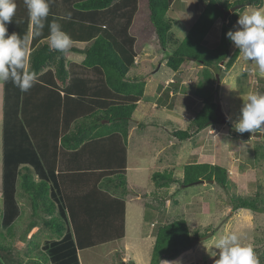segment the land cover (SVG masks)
<instances>
[{
    "label": "trees",
    "instance_id": "trees-1",
    "mask_svg": "<svg viewBox=\"0 0 264 264\" xmlns=\"http://www.w3.org/2000/svg\"><path fill=\"white\" fill-rule=\"evenodd\" d=\"M174 1L49 0L50 13L40 36L34 35L33 26L28 69L35 72L37 80L29 91L23 92L21 104L19 100L15 104L10 102V114L8 105H5V204L10 218L14 217L16 209H11V206L16 200V185L19 183L29 196L33 213L43 215L44 226L61 237L66 230L63 218L68 217L73 234L69 233L67 237L69 245H56L52 254L37 249L38 243L32 242L31 238L29 242L34 246L28 248L25 255L32 262L26 264H78L77 247L83 249L94 245L96 232L104 227L119 232L118 237H124L125 201L114 197L110 189L114 186L128 191L126 142L130 119L144 94L145 86L138 77L129 79L127 73L133 66L135 57L153 37L166 48L170 41L169 31L173 27L167 12ZM247 2L256 6L263 5V0H204V12L178 48L167 58L166 65L177 70L188 60L207 68H220V63H225V69L229 70L240 54L239 49L230 52L232 41L226 35L228 31H232L234 21L223 22L220 41L214 48L204 46L202 39L215 19L223 17L225 10L236 4L245 5ZM15 3L14 17L29 19L24 0H15ZM53 22L58 23L71 36L73 42L91 41L90 45L85 48L72 45L63 54L50 51L49 24ZM72 52L84 54L85 57L81 62H70L68 55ZM52 64H55L54 68L51 67ZM212 80L211 74L206 72L204 82L198 84L199 88L195 93L201 99L202 107L192 118L191 125L195 129L192 132L188 129L175 130L173 133L178 140L193 137L195 133L210 126L211 120L214 121L213 124L219 121L216 115L218 101L214 99L213 89L209 84ZM9 84L10 81L6 86ZM37 86L56 90L57 101L60 100V90L63 92L62 132L61 136H57L59 146H55L48 139L45 120L28 119L27 109L32 108L31 96L33 89H38ZM82 102L92 108L93 112L96 111L95 120H78L75 129H72L74 120H69L74 118L70 113L71 106ZM113 140L116 143H110ZM88 143H93L102 155L97 159L95 167L89 169L85 165H68L65 171L59 170L63 153L73 152L75 158L83 157L88 152ZM29 165L40 180L33 176ZM57 170L59 171L56 174ZM229 175L227 168L222 165L190 162L184 165L182 184L188 186L213 180L222 187H227ZM151 177L157 187L154 195L163 201L167 195L159 189L176 182V177L172 171L166 170L154 172ZM54 187L62 196L63 203L60 206L51 198L57 195L53 192ZM146 195L147 193L144 194ZM262 195H234L231 198L232 211L249 209L264 212ZM119 213L121 215L117 216ZM34 226L35 221L28 228ZM11 231L9 229L8 233L14 238ZM72 235L77 247L72 241ZM196 237L197 234L192 235L184 218L160 225L150 264H171L177 261ZM12 248L13 239L10 238L7 243L5 236L0 233V264L24 263L20 257H13ZM9 254L10 263L7 262ZM52 260L54 263H51ZM259 264H264V249L259 255Z\"/></svg>",
    "mask_w": 264,
    "mask_h": 264
},
{
    "label": "rangeland",
    "instance_id": "rangeland-1",
    "mask_svg": "<svg viewBox=\"0 0 264 264\" xmlns=\"http://www.w3.org/2000/svg\"><path fill=\"white\" fill-rule=\"evenodd\" d=\"M199 1L203 5L197 19L201 17L206 7L204 0ZM177 5L180 6V0H176L170 15L167 14L171 18L173 27L169 31L170 41L166 48L161 46L156 37H153L142 49L143 54L152 52L157 56L155 63L146 62L145 68L143 67L141 71L135 69L137 67H132L127 73L129 79L133 80L138 77L142 80L145 85L144 90L148 83L146 87L148 92H152V87L156 84L157 79H159L158 85L161 90L167 79L162 76L167 73V76L175 81L170 80L166 90L161 92L160 100H163L167 95L166 103H169V107L181 109L182 112L178 114L179 116L176 115L175 120L172 121L170 119L163 120V114L155 115L153 118L151 115L136 112L132 123L130 121L132 133H130L128 141V192L126 193L134 199L140 196L135 201L129 199L130 204L138 208L132 209L130 215L128 213L129 226L126 241L137 245V248L139 246V252L141 250L145 254L152 241L142 238L143 231V233L154 235L156 239L157 229L160 225L184 218L189 224L192 235L197 234V237L192 241L190 248L171 264H215L216 258L210 256L206 246H210L214 240L233 231L240 234L243 244L253 248L259 264V255L264 249V212H254L249 209L232 211L231 198L234 195L255 197L259 193L264 196V133L245 132L240 134L234 129L243 104L242 98L252 93H264V77L258 74L257 66L253 62L243 59L242 54H239L229 70L225 69V63H220V68L216 66L207 68L195 61L186 60L175 70L178 74L174 75L173 69L166 65L167 61L165 64L163 62L178 48L179 43L189 33L190 26L196 20L194 9L187 21V17L181 15V12L178 14L179 7ZM258 9L264 10V3L262 6H256L247 2L242 8L235 11L234 15L233 13L229 14L226 21H234L231 28L232 31H235L239 27L237 24L239 15ZM224 21L223 18L220 19V16L215 19L202 39L204 46L214 48L218 45ZM14 27L16 28L15 25ZM211 30L214 32L211 33V37H208ZM236 49L238 48L232 42L230 52L233 53ZM81 57V55L75 54L74 58L80 59ZM206 72L210 73L213 78L209 84L212 86L214 99L221 102L223 111L229 116V121L227 123L220 121L212 123L195 133L193 137L178 140L173 133L175 130L194 131L195 127L191 125L192 118L201 108L202 101L194 102L192 97L190 99L177 94V92L170 98L171 88L180 85V82L187 78L183 84V88H187L182 90L183 93L190 92L196 95L195 90L199 88L200 82H204ZM154 76H157L156 80H149ZM154 92L153 90L152 93ZM157 103L158 109L154 114H157V111L158 113L162 112L161 105H164L159 101ZM168 113L171 115L170 112ZM2 128L3 124L0 122V233L5 236L7 243L10 238L13 239L11 250L13 257H20L23 264H26L32 262L25 255L28 248L34 246L29 242L31 238L32 242L38 243L37 249L45 252L44 246L59 237L44 226L43 215L33 213L29 196L25 194L19 183L16 185V200L11 206V209H16V214L10 218L4 194L7 188L3 182ZM190 162H210L224 166L230 174L228 186L222 187L216 182L209 181L183 186L184 165ZM140 166H142L141 169ZM30 168L33 171V176L40 180L33 167L30 166ZM164 170L172 171L176 182L165 188L159 187L161 193L166 192L167 195L161 201L154 195L157 187L151 176L154 172H163ZM102 187L105 188V186ZM119 190L123 192L121 189ZM146 193L147 195L144 196ZM51 198L53 199V197ZM57 216H59V212H57ZM44 217L47 218V216ZM33 221L36 222V226L29 229L28 227ZM9 229L12 230L14 238L8 233ZM126 241L121 242L122 248ZM154 244L155 241L152 247H149L150 251L152 250V255ZM213 250L215 249L213 248ZM108 257L113 259L116 264L124 262L117 259L118 253L114 252L108 255L103 248L96 254L90 249L82 250L81 254L84 264H106L109 260ZM9 261L10 254L7 257V262L10 263ZM133 263L132 259L129 264Z\"/></svg>",
    "mask_w": 264,
    "mask_h": 264
},
{
    "label": "crops",
    "instance_id": "crops-1",
    "mask_svg": "<svg viewBox=\"0 0 264 264\" xmlns=\"http://www.w3.org/2000/svg\"><path fill=\"white\" fill-rule=\"evenodd\" d=\"M229 1H234V0H229ZM176 0L174 1V3L171 5L170 9L168 10L167 14L170 15V11L172 9V6L175 4ZM264 3V0H263ZM203 3L199 0H180V6L179 7V12H181V15H184L185 17H187V21H188V17L191 15L192 10L194 9V15H196V20H194V23L197 21V15L199 14L201 7H202ZM168 17V16H167ZM169 18V17H168ZM171 19V18H170ZM221 19V17H220ZM18 20V21H17ZM15 21H17V23H15ZM194 23L192 24V26L194 25ZM14 25L16 26V28L14 27ZM190 26V27H192ZM32 28H33V24L29 19L24 20L22 18H18V17H13V22L9 23L7 25V29H8V34H11L13 32H15L24 42V44L26 45L28 52L31 51V37H32ZM191 29V28H190ZM214 31H210V34H208V37H211V33H213ZM49 40V39H48ZM91 43V41H77V42H73L72 41V45L77 46L79 48H85L87 46H89ZM71 45V46H72ZM142 50V49H141ZM142 51H140L135 59V64L134 66H132L135 69L138 70H142V68H145V63L146 62H150V64L155 63V60L157 58V56L155 54H153L152 52H144V54L142 53ZM75 54L81 55L82 57L80 59L74 58ZM241 55V54H240ZM85 55L81 54V53H70L68 55V60L71 62V60L74 61H78L81 62L84 59ZM167 59H165V62H163L164 64L166 63ZM141 65V66H140ZM151 66V65H150ZM166 66V65H165ZM52 68L55 67V64L51 65ZM131 67V68H132ZM28 68V65H27ZM174 71V75L178 74L177 71ZM173 75V77H174ZM157 76H154L153 78H149V80H156ZM163 78L166 77L167 79L164 81L165 82V86L162 87L161 90H159L160 85H158L159 83V79H157L155 81V85L152 87L153 90L155 91L154 93L153 90L152 92H148V90L145 87L144 90V94L142 96V98L138 101L136 109L133 113V116L136 112L141 113L143 115H151L153 118L155 115H161L163 114V120H175L176 115L181 114V109L177 110L174 109L173 107H169V103L167 102V95L165 98H163V100H160V95L161 92L165 91L166 88L168 87V84L171 81H175L172 78L167 76V73L162 76ZM187 78L183 79L180 82V85H175L173 87V89L171 88L170 94L172 98L175 95V92H177V94L179 93L180 95H183L185 97H192L194 102H201V99L195 95V94H191L190 92L187 93H183L182 90H185L186 88H183V84L185 83L184 81ZM171 80V81H170ZM149 82V81H148ZM172 82V83H173ZM11 84H9V86H6V83H1L0 86V122H2L3 124V128H2V136L4 134V120H5V105L7 104L9 109L8 112L10 114V102H12L13 104H15V102H18V100L20 101L21 104V99L23 97V92L16 87L11 81ZM167 85V86H166ZM38 89L34 90L33 89V93L31 96V106L32 108L27 109V116L29 120H45V126L47 127L46 132H48V139L50 141H53L55 146H59V142H58V134H60L61 136V132H62V120H63V106L61 104V95L63 94V92L60 90V100L57 101V92L56 90H52V88L50 87H43V86H37ZM183 88V89H182ZM174 90V91H173ZM151 91V90H150ZM159 91V94H158ZM194 93V92H193ZM155 96V97H154ZM18 97V99H17ZM59 99V98H58ZM191 99V98H190ZM157 101H159L162 107V112L160 111L157 114H154V112L158 109V103ZM19 104V107H20ZM58 106V107H57ZM202 107V106H201ZM172 115H169V113ZM70 113L72 116H74L73 119L69 118V120H74L72 122V129H75V124L78 120H95V114L96 111L93 112L92 108H89V106H87V104H84V102L79 103L75 106H71L70 109ZM154 114V115H153ZM179 116V115H178ZM98 117V116H96ZM133 118V117H132ZM131 120V123L133 121V119ZM102 120H106L104 118H102ZM35 122V121H34ZM129 126V133H128V138H127V142H126V149H127V172H128V154H129V136L130 133H132V126ZM43 124V123H42ZM45 131H43L44 133ZM114 142H110V143H116V140H113ZM92 142V141H91ZM90 146L88 147V152L87 154H85L83 157L80 158H75L73 152H70L69 154L67 153H63V161L60 162V164L58 165L59 170L61 171H65L66 168H68V165L73 166V167H83V165H85V167L89 168L90 167H95L97 164V159L100 158L102 155L99 154V150L98 148H96L94 146L93 143H88ZM2 146L4 148V142H3V138H2ZM93 146V148H92ZM2 148V150H3ZM90 148L92 149V151H89ZM66 155V156H64ZM4 156V154H3ZM62 156V155H61ZM66 157V158H65ZM4 165V164H3ZM142 168V166H140V169ZM57 170L55 173L57 174V172L59 171ZM127 182H128V176H127ZM102 187V186H101ZM103 188V187H102ZM111 194H113L114 197H118L121 198L125 201V212H124V217H125V235L124 237L120 238L118 237L120 235L119 232L117 231H111L109 230V228L104 227L102 229H100L99 231L96 232L94 237V245H91L90 247H86L83 249H80L77 247L76 245V240L74 235H72V241H74L75 246L77 247V256H78V264H84L82 259H81V254H82V250H86V249H90L91 252H93L94 254L97 253L98 250L100 249H105L107 254L109 255L110 253H118L119 257L117 259L120 260V262L124 261L123 264H129L132 259L134 260L133 264H150L151 260H152V250L150 251V246L152 247V244L155 241V236L154 235H150L149 233H143V239H148L149 241H152L151 244H149L148 246V251L143 254L144 252H142L140 250L139 252V246L137 248V245H134L132 242L130 241H126V237L128 234V224H129V215H130V211L134 208H138L136 206H132L130 204V200L135 201L136 199L138 200L139 196L134 199V197L132 196H128V194L126 192L128 191H123L121 192L119 189L115 188L114 186H111ZM53 192L57 193V195L55 197H53V200L56 202L57 205H61L63 203L62 200V196L59 193L60 191H58V189L56 187L53 188ZM62 201V202H61ZM130 206H132V208L129 210ZM59 209V208H58ZM134 209V210H136ZM129 213V215H128ZM121 215V213H119L117 216ZM66 222V230L64 231L63 235L59 238H56L55 240H51L48 242L47 245H45V252L52 254L54 247L56 245H58L57 247H60L62 245H69L67 242V237L69 235V233H72L71 230V224L69 222L68 217H64L63 218ZM123 240H125L126 242H124V245L122 248L121 246V242H123ZM109 258V257H108ZM54 263V260H53ZM177 263V262H176ZM71 264H74L71 263ZM106 264H116V262L113 259L108 260V262H106ZM122 264V263H121Z\"/></svg>",
    "mask_w": 264,
    "mask_h": 264
},
{
    "label": "clouds",
    "instance_id": "clouds-1",
    "mask_svg": "<svg viewBox=\"0 0 264 264\" xmlns=\"http://www.w3.org/2000/svg\"><path fill=\"white\" fill-rule=\"evenodd\" d=\"M24 4L35 29L34 35L40 36L50 13L49 0H24ZM15 12V0H0V83L11 81L22 92H27L37 76L27 68L29 52L23 40L15 32L8 34L7 25L13 22ZM237 24L239 27L228 31L227 37L239 49L243 59L253 62L258 74L264 77V10L239 15ZM71 45V36L58 23L49 24L50 51L63 54ZM242 100L235 131L240 134L264 133V93H252ZM206 248L210 256L216 258L215 264H258L253 248L243 244L240 234L234 231L214 240Z\"/></svg>",
    "mask_w": 264,
    "mask_h": 264
},
{
    "label": "water",
    "instance_id": "water-1",
    "mask_svg": "<svg viewBox=\"0 0 264 264\" xmlns=\"http://www.w3.org/2000/svg\"><path fill=\"white\" fill-rule=\"evenodd\" d=\"M249 4V2H248ZM244 6V4H236L234 6H232L230 9L228 10H225L224 11V14H223V20H227L228 18V15L239 10L240 8H242ZM216 115H217V119L221 122V123H227L228 120H229V116L223 111V108H222V104L221 102H218L217 103V108H216ZM214 121L211 120L210 121V124L213 123ZM201 182H204V181H201ZM209 182H213V180H210ZM198 183V182H196Z\"/></svg>",
    "mask_w": 264,
    "mask_h": 264
}]
</instances>
